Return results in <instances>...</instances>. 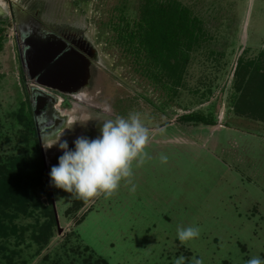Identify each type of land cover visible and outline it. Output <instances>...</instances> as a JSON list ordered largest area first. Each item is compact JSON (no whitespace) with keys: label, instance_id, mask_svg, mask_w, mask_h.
I'll use <instances>...</instances> for the list:
<instances>
[{"label":"rangeland","instance_id":"1","mask_svg":"<svg viewBox=\"0 0 264 264\" xmlns=\"http://www.w3.org/2000/svg\"><path fill=\"white\" fill-rule=\"evenodd\" d=\"M178 1L202 21L207 40L192 53L184 87L169 99L114 44L107 25L122 5L135 18L142 0H0V168L24 158L40 162L45 176L22 194L16 180L0 188V206H10L0 222L8 227L11 220L17 230L0 235V264H173L181 254L204 264L264 258V114L247 106L240 79L244 68L253 78L264 71V0ZM59 40L80 43L86 67L76 93H51L60 124L39 125L49 181L63 154L59 142L72 149L78 137L94 139L108 119L138 114L150 138L148 158L133 162L131 183L122 180L107 198L85 203L50 182L58 229L40 148L25 140L19 117L31 114L30 93L42 88L27 58ZM191 113L213 123L179 122ZM12 199L21 208L15 217ZM179 226L199 227L200 235L181 245Z\"/></svg>","mask_w":264,"mask_h":264},{"label":"trees","instance_id":"2","mask_svg":"<svg viewBox=\"0 0 264 264\" xmlns=\"http://www.w3.org/2000/svg\"><path fill=\"white\" fill-rule=\"evenodd\" d=\"M114 13L115 15L107 24L112 33L114 44L122 50L126 57L133 60L146 79L163 89L169 99L177 96L178 90L184 87L185 74L191 62L192 53L201 48L207 40L202 21L178 0H142L135 18H131L127 14L125 5L115 8ZM1 38H3V28H0V40ZM259 69H256L258 74L261 72ZM243 70L245 73L241 74L240 78L244 80L242 96L247 97V106L254 105L257 114H264V71L257 78H253L247 68ZM246 78L248 79L246 80ZM240 79L239 85L242 82ZM239 88L240 86L237 89ZM259 107L262 109L259 110ZM24 116V119L19 117L24 126L23 137L25 140L34 139L35 146L37 144L40 148L31 114L29 113L28 117ZM24 120H27L25 124ZM179 122L205 125L213 123L209 117L199 113L181 116ZM38 170L39 175L36 173ZM22 178H25L26 181L22 182ZM44 178L41 163L38 161L29 163L24 158H17L0 168V188L16 180L19 182H17L19 187L23 183V188H20L21 192H19L21 194L25 192L27 186H30L29 182L34 185L36 183L42 185L45 181ZM0 199H3L2 193ZM18 202L13 199L10 202L12 207L10 211L14 217L21 209ZM2 204L0 202V205ZM6 206H0V214L6 211L4 209ZM50 208L48 210L51 219L55 222L53 207ZM11 222V220L8 221V227L0 222L1 237L5 238L8 234L13 235L17 231ZM4 231L8 232L4 233ZM98 264L103 263L98 262Z\"/></svg>","mask_w":264,"mask_h":264},{"label":"clouds","instance_id":"3","mask_svg":"<svg viewBox=\"0 0 264 264\" xmlns=\"http://www.w3.org/2000/svg\"><path fill=\"white\" fill-rule=\"evenodd\" d=\"M149 138V130L139 115L131 114L127 118L106 120L96 138L78 137L73 142L72 149H69L66 140L59 142V149L63 154L58 157L57 165L50 169L51 186L85 203L100 194L107 198L119 188L122 180L131 183L129 178L133 175V162L140 166L148 158L145 148ZM167 159L164 155L160 157L162 163H166ZM131 191H135V185ZM199 235V227L179 226L176 230V239L181 245ZM173 264H204V261L202 258L192 257L189 262V258L181 254L173 259ZM246 264H264V258L251 257Z\"/></svg>","mask_w":264,"mask_h":264},{"label":"flooded vegetation","instance_id":"4","mask_svg":"<svg viewBox=\"0 0 264 264\" xmlns=\"http://www.w3.org/2000/svg\"><path fill=\"white\" fill-rule=\"evenodd\" d=\"M50 43L43 46L42 50L39 49L35 51L32 58H27L29 62H32L33 76L37 78L41 87L44 88V90L42 88L33 89L30 93V102L32 104L31 117L39 138L40 124L42 127L44 126V129H48L55 125L58 126L60 124V119L57 118L54 108L52 107L54 99L52 98L51 93L58 92L65 95L76 93L80 86V82L83 79V73L86 67V64L82 60V51L84 49L80 43L64 40H59V44L54 46ZM60 44L62 47H60ZM68 54H72L70 62L68 60L69 57H67V61L69 62L67 66L69 65L72 75H70L66 81L55 82V84L46 75H48L50 66L54 62ZM72 57L75 59L73 60ZM50 90L52 92H50Z\"/></svg>","mask_w":264,"mask_h":264},{"label":"water","instance_id":"5","mask_svg":"<svg viewBox=\"0 0 264 264\" xmlns=\"http://www.w3.org/2000/svg\"><path fill=\"white\" fill-rule=\"evenodd\" d=\"M71 55H66L64 57H62L61 59H59L58 61L54 62L51 66H50V70L48 71V75H46L48 78H50L54 83H58L60 81H66L70 75H72L70 69H69V65L67 66V64L71 61ZM67 57H69V62L67 61ZM72 59L74 60L75 58L72 57ZM46 77V78H47ZM47 78V79H48ZM55 83V84H56ZM39 138V136H38ZM39 145H40V150H41V154H42V159H43V163H44V168H45V172H46V178H47V184H48V188H49V195H50V200L53 206V210H54V216H55V221H56V225L57 228L59 229V223H58V217L56 215V210L54 207V200H53V195H52V190L50 187V181L48 178V174L46 171V166H45V162H44V157H43V152H42V148H41V142L39 139Z\"/></svg>","mask_w":264,"mask_h":264}]
</instances>
